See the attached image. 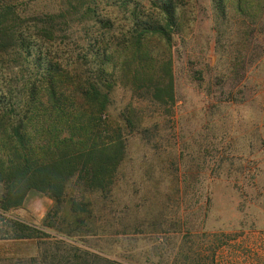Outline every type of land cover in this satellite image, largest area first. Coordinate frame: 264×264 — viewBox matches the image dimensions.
Masks as SVG:
<instances>
[{"label": "rangeland", "instance_id": "obj_1", "mask_svg": "<svg viewBox=\"0 0 264 264\" xmlns=\"http://www.w3.org/2000/svg\"><path fill=\"white\" fill-rule=\"evenodd\" d=\"M89 1L6 0L21 8L28 27L47 13L64 12L69 23L54 40L33 32L30 66L38 47L67 53L69 63H90L94 40L111 39L118 45L115 119L141 100L127 86L130 38L137 26L141 32L170 22V44L142 41L150 62L172 60L175 103L144 106L154 115L146 124L158 117L160 126L146 142L132 140L114 199H95V230L69 238L45 227L53 206L46 196L31 194L22 207L0 210V264H91L84 252L113 264H264V0ZM25 64L3 62L9 70ZM16 223L48 237L19 239Z\"/></svg>", "mask_w": 264, "mask_h": 264}, {"label": "trees", "instance_id": "obj_2", "mask_svg": "<svg viewBox=\"0 0 264 264\" xmlns=\"http://www.w3.org/2000/svg\"><path fill=\"white\" fill-rule=\"evenodd\" d=\"M20 9L0 0V210L22 207L31 194L46 196L53 206L44 226L59 234L66 230L69 238L77 233L82 237L95 230L101 211L95 199H114L132 140L146 142L150 130L160 126L158 117L146 124L154 115L148 116L144 106L168 108L175 103L172 60L150 62L152 54L142 41L157 37L170 44L172 36L165 30L174 24L151 25L141 32L137 26L130 48L125 49L132 65L127 86L141 100L113 119L110 108L117 85L113 57L118 45L104 35L96 38L97 49L90 63L85 62L88 70L82 69L85 63H69L67 53L51 55L40 47L35 49V66H30V50L36 47L33 34L54 40L69 23L64 12L47 13L46 17L39 14L35 19L40 20L28 27ZM246 35L251 38L252 32ZM7 59L24 60L26 68L16 65L9 70L3 66ZM15 228L21 232L19 239L38 238L34 234L48 237L26 225L16 223ZM84 253L94 263L113 264L95 253ZM71 255L77 260L83 257L77 249Z\"/></svg>", "mask_w": 264, "mask_h": 264}]
</instances>
